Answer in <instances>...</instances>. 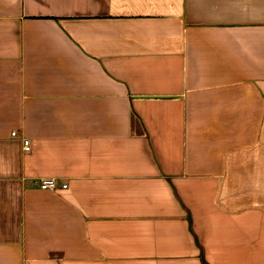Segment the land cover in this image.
<instances>
[{
  "label": "crops",
  "instance_id": "0c3cea01",
  "mask_svg": "<svg viewBox=\"0 0 264 264\" xmlns=\"http://www.w3.org/2000/svg\"><path fill=\"white\" fill-rule=\"evenodd\" d=\"M0 264H264V0H0Z\"/></svg>",
  "mask_w": 264,
  "mask_h": 264
},
{
  "label": "built area",
  "instance_id": "2783aa9c",
  "mask_svg": "<svg viewBox=\"0 0 264 264\" xmlns=\"http://www.w3.org/2000/svg\"><path fill=\"white\" fill-rule=\"evenodd\" d=\"M15 134H16V132H14L12 135L15 136ZM24 146H25L26 151H30L31 146H30L29 140H27V139L24 140ZM38 186L40 187V189L46 190V191H55L59 187V185L55 179H43L39 182ZM62 187L66 188L67 185L63 184Z\"/></svg>",
  "mask_w": 264,
  "mask_h": 264
}]
</instances>
